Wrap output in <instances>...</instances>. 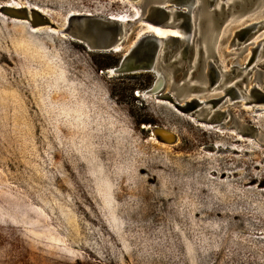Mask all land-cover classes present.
Instances as JSON below:
<instances>
[{"label": "rangeland", "instance_id": "1", "mask_svg": "<svg viewBox=\"0 0 264 264\" xmlns=\"http://www.w3.org/2000/svg\"><path fill=\"white\" fill-rule=\"evenodd\" d=\"M144 1L0 0V264H264V113L228 101L179 114L140 96L154 72L110 73L140 37L172 35L161 38H173L157 64L162 95L181 101L172 86L185 80V95L215 102L231 86L264 91V54L253 61L264 6L242 16L227 0L230 16L204 41L191 21L192 40L228 77L210 91L207 68L190 67L192 46L178 41L185 31L144 22ZM5 5L56 28L33 31ZM75 13L125 20L120 51L58 35ZM221 113L219 130L201 125Z\"/></svg>", "mask_w": 264, "mask_h": 264}, {"label": "water", "instance_id": "2", "mask_svg": "<svg viewBox=\"0 0 264 264\" xmlns=\"http://www.w3.org/2000/svg\"><path fill=\"white\" fill-rule=\"evenodd\" d=\"M131 1L139 2L140 0ZM197 1L198 0H145L141 9L146 13L145 22L160 27L172 26L170 23H173V28H179L185 31V37L178 41L184 45L186 50L192 46V58L189 65L190 67H193V65L196 66L200 59L201 65L205 66L208 70L207 74L201 78V82L206 77L205 80L208 81L206 89L213 91L221 84L219 77L221 75L227 77V74H221V72L216 73L213 67L214 61L208 60L203 46L198 45L192 40L191 21L195 18L198 23L196 32L199 29V35L202 36V40L204 41L207 35L210 34V29L215 30L224 25V23H222L223 21L220 22L221 13L223 14L222 18H228L231 12H227L226 8L227 6L230 7V4L227 0H222L224 3L219 5L216 3L217 0H199L201 5H203V9H200L199 12L193 15L192 11ZM232 3L234 4V9L241 12V14H243L242 16H246L247 14L252 16L256 9L260 8L262 5L264 6V0H233ZM4 11L8 12L10 17L30 21L34 26H49L51 28H56L55 24L36 9L12 10L5 8ZM226 13L228 14L227 16ZM209 21L212 23H209ZM207 22L209 24L206 25ZM220 23L222 24L220 25ZM244 30H246L245 33L248 34L254 32L252 26H247ZM62 33L73 41L82 44L89 52L109 53L122 48L126 36L129 33V29L127 24L113 20L110 17L103 18L94 15L71 14L68 17L67 24ZM170 39L173 38L161 40L152 35L140 37L133 47L122 56L119 66L115 68L116 73L132 74L137 72H154L156 74V80L153 86L145 91L146 94L168 101L174 105L175 108L184 113L193 112L187 109V106H189L196 111L197 109L205 110L206 108L211 114L216 111L215 109L220 102L224 103L228 101L242 103V106L244 104L245 106L259 107V109L263 107L261 110L256 109L255 113L264 112V91L260 88L259 84H256L253 90L249 92L244 91V87L242 88L243 91L235 90L233 86L229 89L225 88L223 91L225 93L224 98L216 102L202 100V97L197 95L190 96V94H192L191 92L185 95V88L187 87L188 80H185L177 86H175V84L172 86L173 90L180 89V92H184V94L182 93L184 101L183 99L179 102L175 101L174 97L169 93L162 95L160 93L161 89L159 90L158 88L160 87L159 84L164 86L165 80L164 77L157 72V64L159 59L164 57V52L166 51L167 43ZM263 52L264 46L261 47V45H259L256 48L253 61H256L259 56L263 55ZM186 58V55L183 54L182 59L185 60ZM189 97H191V99L187 100ZM225 115V113L218 114L217 119H205L203 123L219 126L223 118H225ZM160 136L165 139V134H160ZM172 140L174 141L175 139L171 137V141Z\"/></svg>", "mask_w": 264, "mask_h": 264}, {"label": "bare ground", "instance_id": "3", "mask_svg": "<svg viewBox=\"0 0 264 264\" xmlns=\"http://www.w3.org/2000/svg\"><path fill=\"white\" fill-rule=\"evenodd\" d=\"M129 1H131V0H129ZM5 8H7V9H12V10H18L19 8H15V7H13V6H10V5H5V6H3L2 7V9H3V11L5 10ZM37 10V9H36ZM39 11V10H38ZM74 15H81V14H77V13H75ZM85 15H90V14H85ZM7 17V16H6ZM8 19H10V20H13V21H19V22H23V23H27L29 26H30V28L32 29V30H37L38 28H41V27H45V26H34V25H32L31 24V22L30 21H27V20H22V19H15V18H10V17H7ZM111 19H113V18H111ZM113 20H116V19H113ZM116 21H119V22H122L123 24H125L126 22H124V21H120V20H116ZM145 22V21H144ZM67 24V23H66ZM149 24H151V23H149ZM151 25H153L152 27L153 28H156V29H160V28H165V27H160V26H156V25H154V24H151ZM47 27V26H46ZM51 28V27H50ZM62 31L63 30H60V31H58L57 33H58V35H60V36H62V37H67V36H65L63 33H62ZM166 32L168 31V30H165ZM174 33H179V32H176V31H174ZM148 35H151V34H148ZM153 36V35H152ZM167 36H172V35H167ZM167 36H165V37H159V39H161V38H166ZM69 38V37H68ZM158 38V37H157ZM70 39V38H69ZM70 40H72V39H70ZM162 40V39H161ZM73 41V40H72ZM76 42V41H75ZM121 49V48H120ZM119 49H117V51H118ZM116 71H115V69H110V73H115ZM158 84V83H157ZM159 90L162 88V85L161 84H159ZM144 95L146 96V95H148V94H146V92H144ZM148 96H150V95H148ZM187 100H189V99H187ZM202 100H204V99H202ZM184 101V100H183ZM168 102V101H167ZM168 103H170V102H168ZM182 103V102H181ZM171 104V103H170ZM247 108H249V107H251V106H246ZM253 108V110H254V113H255V110L256 109H259V107H252ZM178 112H179V110L177 109V108H175ZM261 109H263V107H261L259 110H261ZM264 113V112H263ZM182 114V113H181ZM258 114H261V113H258ZM187 116L190 118V119H193V117L192 116H190L189 114H187ZM209 123V122H208ZM203 125H205V126H211V127H216V126H214L213 124H204L203 123ZM159 134H162V135H164V133L163 132H161V130H158L157 131ZM156 133V132H155ZM166 137L168 138L169 137V135L167 136L166 135ZM166 139V138H165ZM167 140V139H166ZM168 141V140H167Z\"/></svg>", "mask_w": 264, "mask_h": 264}, {"label": "trees", "instance_id": "4", "mask_svg": "<svg viewBox=\"0 0 264 264\" xmlns=\"http://www.w3.org/2000/svg\"><path fill=\"white\" fill-rule=\"evenodd\" d=\"M8 19V18H7ZM115 19V18H114ZM10 20V19H9ZM117 20H122V21H125V20H123V19H120V18H117ZM11 21H13V20H11ZM15 22H19V21H15ZM23 23V22H22ZM27 24V23H26ZM38 30V29H37ZM37 30H33V31H37ZM62 37V36H61ZM118 51H120V49L118 50ZM145 92V91H144ZM141 97H149V96H143V95H140ZM157 102H160V101H157ZM160 103H163V102H160ZM172 106V105H171ZM177 113H179V114H181L180 112H178L177 110H175ZM190 119V118H189ZM190 120H193V119H190ZM201 125H203V124H201ZM206 127H209V128H215V127H211V126H206ZM215 129H217V130H219L218 128H215Z\"/></svg>", "mask_w": 264, "mask_h": 264}]
</instances>
